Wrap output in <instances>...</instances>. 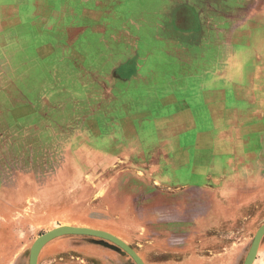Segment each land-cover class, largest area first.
<instances>
[{"label":"rangeland","instance_id":"rangeland-1","mask_svg":"<svg viewBox=\"0 0 264 264\" xmlns=\"http://www.w3.org/2000/svg\"><path fill=\"white\" fill-rule=\"evenodd\" d=\"M239 1L179 0L177 7L176 0H123L124 8L114 2L111 7L118 10H112V14L111 10H99L97 16L69 10L79 17H66L62 22L56 17L46 25L47 31L54 33V44L45 50L35 49L30 59L38 62H29L25 75L29 82L16 80L13 86L10 65L0 64L3 70L0 89H5L0 98V202L6 206L0 209V230L8 243L6 249L2 248L8 255L0 264H30L35 242L63 226L93 229L110 226L146 264H245L255 236L264 225V181H254L250 186L256 196L241 210L219 203L212 196V207L195 214L190 223H158L162 217L170 220L175 216L172 206L179 200L192 194L201 197L204 183L218 186L214 181L218 178L194 176L193 169L163 172L162 177H138V172H116L125 167L135 168L137 161H131L130 166L123 161L115 162L114 167L102 161L103 156L112 152L118 155L140 150L141 157L144 153L147 157L155 153L169 157L171 146L156 143L159 137L154 129V120H162L169 114L141 112L139 105L143 102L138 91L202 90L206 85L210 88L209 84L213 87V79L221 74H235L239 66L227 48L234 45L235 30L240 24L236 15L242 11ZM250 2L255 4H247L249 9L259 2L264 4V0ZM91 3L97 2L90 0ZM183 3H188V7ZM81 22L87 29L73 32L70 25L80 27ZM41 25L44 29L45 23ZM64 26L65 33L59 41L57 35ZM49 36L46 32L44 40ZM259 38L264 39V35ZM38 55L44 59H38ZM23 66L26 65L11 68L17 73L25 70ZM258 72L264 69L260 67ZM215 84L220 82L217 80ZM28 87L35 93L30 102L20 96V91H14L18 95L13 96L10 91ZM46 88L47 96H43ZM255 88L258 110L240 117L252 122L253 127L244 123L239 130L243 142L231 147L244 155L243 169L249 166L248 172L240 174L241 182L236 184L239 188L247 178L264 179V84L258 82ZM126 91L129 95L124 97ZM156 99L145 98L146 106L155 104ZM198 101L202 102L200 98ZM125 104L131 107L124 112L131 116V128L139 126V121L147 124L146 128L126 130L130 137L114 124L120 122L121 106ZM204 106L203 103L199 108L200 122L209 119V113L203 112ZM32 108L35 116L29 115ZM18 121L23 124L18 125ZM132 121L136 122L134 126ZM139 136L143 145L136 142ZM32 138L36 143L19 145ZM197 143L193 138L191 155L204 150L203 144L201 150ZM75 152L82 153L80 159ZM29 153L43 159H27ZM147 159V163L157 168L158 162ZM254 167L260 171L254 172ZM154 179L163 182L161 189L152 185ZM181 187L183 190L175 191ZM10 210L12 215L8 213ZM196 212L199 210L195 209ZM73 235L64 232L52 238H63L54 242L52 250L44 251L48 242L45 243L38 264H136L131 256L112 248L111 243L105 245L86 235L79 239L69 237ZM92 240L99 242L100 248ZM71 243L88 249L71 251L65 247ZM89 248L98 249V253ZM252 264H264V236Z\"/></svg>","mask_w":264,"mask_h":264},{"label":"crops","instance_id":"crops-1","mask_svg":"<svg viewBox=\"0 0 264 264\" xmlns=\"http://www.w3.org/2000/svg\"><path fill=\"white\" fill-rule=\"evenodd\" d=\"M61 1L63 2L61 3ZM95 1L97 3L92 5V3L90 4V0H0V64L10 65V82L13 86L16 85V80L29 82V78H25V75H28L27 70L29 67V62L30 64L38 62L34 59H30L33 58L35 49L45 50L46 47H50V44H54L53 31L51 30L48 32L46 29V25L48 23L50 24L54 22L53 18L57 17L59 18V22H62L63 18L66 21V17H79L78 13L75 11L69 12V10H78L80 14L85 13V15H88L89 13H95L96 16L99 10H111L112 14V10H118L117 8L111 7L114 2L119 4V8L125 7L123 5V0ZM176 1L178 7L179 0ZM249 3L253 2H250V0L239 1L242 11L236 15H238L237 18L240 20V24L235 30L236 39L234 45L231 46V48H227L234 56L235 64L239 66L235 74H221L219 78L216 77L213 79L215 83L218 80L220 85L214 83L213 88L211 84H209L210 88H206V85V87H203L202 90H195L191 88L193 93L190 91V88H187L186 90H180L179 88L165 90L148 89L141 90V92L138 91L137 95L143 102L141 105H139L141 112L145 113L150 111V113L154 112L155 114L160 115H162V113L169 114L163 117L164 120L162 119V116H160L161 118L159 119L162 120H156V118L154 120L155 123L152 122L155 124L154 129L156 130V135L159 137V141H156V143L159 145L161 144L171 146L169 157L164 156L162 153L150 154L148 157L147 153H144L143 157H141L140 154L142 150L134 153H122L118 155L117 153L112 152L106 156H103L102 161H106L108 164H113V167L115 166V162L123 161L124 164L129 163L128 166H130L132 163L131 161H137L134 162L135 168L131 169L130 167H125L116 172H138V177H162L163 172H182L183 169H193L191 174L194 176H202L203 178H218L214 180L218 186H212L210 184L204 183L202 189L200 188L203 191V195L201 197L192 194L191 196H186L183 198V200H179L175 206H172L174 209V212L172 213L175 214V216H171L170 220L162 217L164 218V221L161 218L158 223H166L167 221H171V223L185 222L188 224L191 222L190 219L194 217L195 214H201V212L206 210L205 207H212L211 199L213 197L220 200L219 203L226 204L230 207L234 206L232 208L234 210H241L244 205H247V203L252 201L251 199L256 196V191H254L253 187L250 186H253L254 181H256V183H261V181H264V179L258 181L257 178L254 180L252 178H247L245 184L242 187L239 188L236 186V184L241 182V180H239L241 172H248L249 166L246 167L247 169H243L244 155L238 152L236 147L233 151L231 149V147L238 146L243 142V138L241 134H239V130L244 128L243 124H250L249 127L251 128L252 122L242 121L240 120V117L245 114L251 115L255 110H258V90L255 88V86H257L258 82H261V85L264 84V72H258L260 67L262 70L264 69V39L260 40L259 38L260 34L264 35V6H262L264 4L259 2L258 6H253L251 9H249L246 7ZM181 5L188 7V3H183ZM255 9L257 10L255 12L249 11ZM41 22H43V24L45 23L44 29L41 28ZM81 23L82 24L80 27H78L76 24H71V30L73 32L81 30L82 32L84 29H87V27L83 28V22ZM65 29L66 28L64 26L63 31L57 35L59 36L57 37L59 41L62 40ZM34 31L36 32V36ZM46 32L47 34H50L48 40H44ZM31 34H34L33 38H31ZM4 38H7L5 42ZM31 39H33V42ZM34 42L37 43V45ZM39 42L40 45L38 44ZM46 42L49 43L46 45ZM62 43L63 42L61 41L60 44ZM53 47L59 48L58 45H53ZM18 58H21L20 61ZM38 59L43 60L44 58L43 56L41 58V55H38ZM26 61L27 63H25ZM23 63L26 66H23L25 67V70H20L21 72L18 71L16 73V69L11 68L13 65H20ZM2 72L3 70H0V78H2ZM7 72L8 71L4 73ZM170 83V85H172L173 81L170 80ZM10 89V91H13L11 92L12 96L18 95L14 91H20V96L26 98L27 102H30L32 96L35 95L34 91L29 87L26 89ZM47 90L48 88L44 89L42 93L43 96H47ZM4 91L5 89H0V98L4 96ZM123 95L124 97H127L129 95V91L124 92ZM147 97H154L158 99L154 101L155 104L151 103L149 106H146L148 103L144 99ZM197 98H200L202 102L200 103V101H198L199 103H197ZM203 103L205 105L204 107H206L205 111L203 112L209 113V119L200 122L202 119L200 118L199 120V115L202 110L199 108ZM121 107L122 112H120V122L114 124L116 126L119 125L118 127L124 130L123 134L130 137L126 130L131 131L132 128L134 130L140 127L141 129L147 127L145 121H139V126L135 125V121H132L134 123L133 126H135L131 128V116L124 113L125 111L129 112L128 109L131 110V107L127 104ZM33 108L35 107L33 106ZM33 108L32 112H28L29 115L34 114L33 116H35V110L33 111ZM189 114L192 115V118ZM20 122L22 123V121H18L17 124L21 125ZM199 122L201 124H199ZM27 126L28 128L32 127V125ZM0 137H2L1 134ZM193 138L197 139L199 143L198 149L202 144V149H204L202 150L200 148L202 152L195 155H191L189 153L190 144L192 143ZM35 140V138H32V140H28L29 142L27 140L25 142L22 141L19 145L30 146L36 143ZM115 141H117L116 138ZM122 141L124 143L127 142L124 141V138H122ZM136 142L138 144H144V141L140 139V136L138 138L136 137ZM183 148H185L186 151H180ZM29 155L30 157L27 159L32 161L43 159L40 157L37 159L33 153H29ZM74 155L76 158L80 159L82 153L75 152ZM98 156L99 154L97 153L96 161H99ZM94 158H92V160H94ZM147 158H149L150 162L152 160L158 162L157 168H154L153 164L147 163ZM164 161L167 163H164ZM221 162L223 165H221ZM220 166H222V168ZM261 167H263V164ZM198 169H201L200 172H197ZM262 170H264V168H262ZM58 171L62 172V170ZM259 171L260 169L254 167V172ZM152 182V185L155 188H162L161 183L163 182L161 180L154 179ZM181 190H183L182 187L181 189L177 188L175 191L180 192ZM192 202H197L202 206L195 207L197 205L193 206ZM3 207L6 206H3V204L0 202V209L3 210ZM195 209H198L199 212L195 213ZM185 210H187V212H185ZM8 213L9 215H12L13 211L10 210ZM181 213H184V216H176V214L178 215ZM109 228L110 226H108V228L97 227L95 229H101L102 231L110 233L127 243L126 239H123L118 233ZM69 237H76L74 239H79V237L84 236L75 234ZM88 237H90V239H96V241H102L105 245H109L111 243L105 242L104 240L93 236ZM57 239L63 238L50 240L44 251L47 249L52 250V248L56 246L54 242ZM93 244L99 246L100 248L99 242L94 241ZM80 245L78 243H71L65 247H67V249H71V251H79L82 250L81 248L83 247L86 250L88 249V247ZM110 245H112V248L114 249L123 251L113 243ZM3 246L5 247L4 249H6L8 247V243L4 242V234L0 230V262L2 261V258L7 257L8 255L4 250H2ZM89 250L98 253V249L96 248H89ZM102 251L104 252L106 250Z\"/></svg>","mask_w":264,"mask_h":264},{"label":"water","instance_id":"water-1","mask_svg":"<svg viewBox=\"0 0 264 264\" xmlns=\"http://www.w3.org/2000/svg\"><path fill=\"white\" fill-rule=\"evenodd\" d=\"M64 232H69L71 234H76V235H86V236H93L96 238H100L104 241H108L116 245L118 248L122 249L125 253H127L131 258L135 261L136 264H146L142 258L136 253V251L130 247L127 243L122 241L121 239L117 238L116 236L96 230V229H91V228H85V227H72V226H63L59 227L57 229L52 230L51 232L47 233L46 235L40 237L34 244L31 254H30V264H38V256L41 247L52 240V238L60 235L61 233ZM264 236V225L259 229L255 236V240L253 243V247L251 249V252L245 262V264H252L255 255L258 252V249L261 244V240Z\"/></svg>","mask_w":264,"mask_h":264}]
</instances>
